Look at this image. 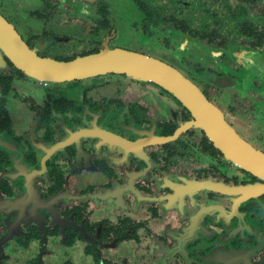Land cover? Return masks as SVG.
<instances>
[{"label":"flooded vegetation","instance_id":"1","mask_svg":"<svg viewBox=\"0 0 264 264\" xmlns=\"http://www.w3.org/2000/svg\"><path fill=\"white\" fill-rule=\"evenodd\" d=\"M0 264H264V0H0Z\"/></svg>","mask_w":264,"mask_h":264},{"label":"water","instance_id":"2","mask_svg":"<svg viewBox=\"0 0 264 264\" xmlns=\"http://www.w3.org/2000/svg\"><path fill=\"white\" fill-rule=\"evenodd\" d=\"M130 58H131L130 56L123 55L121 53H118L116 55V57H115V59H117V60H127V59H130ZM131 64H133V65H127V66H125V67H127V68L130 69V70H128L129 72H132V73H135V74L142 73L143 72V70L141 68H139V67L137 68V65H134V63H131ZM157 71H159V67H157Z\"/></svg>","mask_w":264,"mask_h":264}]
</instances>
